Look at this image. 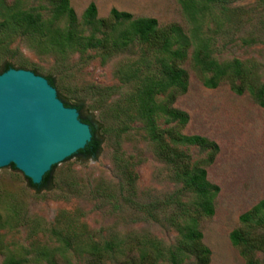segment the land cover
I'll list each match as a JSON object with an SVG mask.
<instances>
[{
	"label": "rangeland",
	"instance_id": "rangeland-1",
	"mask_svg": "<svg viewBox=\"0 0 264 264\" xmlns=\"http://www.w3.org/2000/svg\"><path fill=\"white\" fill-rule=\"evenodd\" d=\"M90 3L100 19L115 9L155 19L160 28L179 26L187 36L197 33V43H206L216 62L238 60L264 85V0L200 3L197 25L184 17L177 0H70L78 18ZM20 9L50 16L45 0H21ZM43 47L31 36L3 27L0 18V70L10 64L52 76L57 94L83 106L81 116L96 127L101 152L96 159L73 157L57 165L53 184L40 193L29 188L19 171L0 169V264L8 256L24 264H45L43 250L63 247L52 230L70 241L72 264H86L90 246L108 242L114 253L105 256L104 264L155 252L153 245L162 251L156 264H191V253L179 250V230L196 216L197 198L185 187L180 169L156 154L129 99L147 64L136 65L140 50L104 56L82 45L62 54ZM182 67L189 85L174 107L189 121L181 133L203 137L219 150L205 168L207 181L219 188L214 213L197 217V229L210 251L209 264H245L229 235L240 226L239 218L264 200V107L248 92L236 95L226 82L205 88L188 62ZM158 124L169 127L163 118ZM177 147L189 157L188 170L201 167L209 155L197 147ZM255 258L264 264V251Z\"/></svg>",
	"mask_w": 264,
	"mask_h": 264
},
{
	"label": "trees",
	"instance_id": "trees-1",
	"mask_svg": "<svg viewBox=\"0 0 264 264\" xmlns=\"http://www.w3.org/2000/svg\"><path fill=\"white\" fill-rule=\"evenodd\" d=\"M45 2L50 6L48 19H44L39 13L34 14V10L22 11L21 0H0L2 26L31 36L49 52L62 54L75 45H82L84 49L96 50L104 56H111L137 48L141 52V57L136 65L147 61L144 65L145 70L138 78V84L129 99L156 154L169 165L180 169L185 187L197 198L194 211L196 216L188 217L187 223L179 230V250L184 247L191 253L193 257L191 264H209L211 254L202 242V233L197 229V217H211L214 213L213 204L219 188L207 181L205 168L214 162L213 159L219 150L214 142L203 137L186 136L181 133L189 121L185 112L174 107L177 98L187 92L189 85L188 74L182 66L188 62L192 70L200 76L205 88L215 89L226 82L236 95L248 92L260 107H264V85L254 81L251 74L243 70V65L238 60L220 65L210 56L206 43H197L200 41L197 33L187 36L179 26L160 28L155 19L135 18L131 13L115 9L110 10L106 19H100L94 3H90L78 18L70 5V0ZM177 2L184 17L191 24L197 25L201 19L198 9L200 3L222 5L228 0H177ZM192 32H197V29ZM83 33L88 35L83 36ZM10 68L13 66L5 64L0 74ZM31 72L38 75L35 70ZM43 77L52 88L57 89L58 85L52 76ZM57 97L66 108L76 109L79 120L88 125L91 132V140L85 148L65 161L73 157L96 159L101 152L102 141L98 138L97 129L89 118L81 116L83 106L72 104L59 94ZM159 118L165 119L169 127H160ZM177 146H193L208 150L209 155L201 167L188 170L189 157ZM9 167L16 170L12 165ZM55 167L44 175L39 185H33L24 177L29 188L36 193L47 191L54 182ZM239 223L240 226L229 235L230 244L237 250L245 264H260L255 258V253L264 251V200L243 214L239 218ZM51 235L63 247L43 250L40 256L45 264H72L67 254L71 247L68 238L54 230L51 231ZM153 249L155 252L143 251L138 258L125 260L119 264H156L162 256V251L154 245ZM2 251L3 248L0 246V255ZM113 253L112 242L103 245L92 244L86 264H104L105 256ZM24 263L25 260L12 256H8L3 262Z\"/></svg>",
	"mask_w": 264,
	"mask_h": 264
},
{
	"label": "water",
	"instance_id": "water-1",
	"mask_svg": "<svg viewBox=\"0 0 264 264\" xmlns=\"http://www.w3.org/2000/svg\"><path fill=\"white\" fill-rule=\"evenodd\" d=\"M90 140L89 126L45 78L14 68L0 74V169L12 165L39 185Z\"/></svg>",
	"mask_w": 264,
	"mask_h": 264
}]
</instances>
